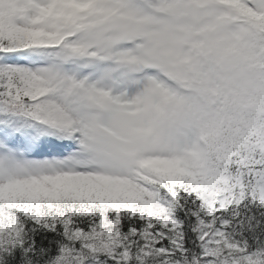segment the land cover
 <instances>
[{"label": "snow or ice", "instance_id": "1", "mask_svg": "<svg viewBox=\"0 0 264 264\" xmlns=\"http://www.w3.org/2000/svg\"><path fill=\"white\" fill-rule=\"evenodd\" d=\"M0 264H264V0H0Z\"/></svg>", "mask_w": 264, "mask_h": 264}]
</instances>
